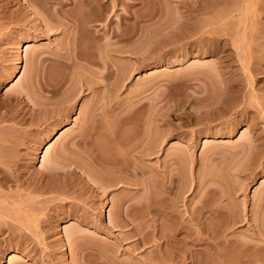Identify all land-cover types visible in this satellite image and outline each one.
I'll use <instances>...</instances> for the list:
<instances>
[{
    "label": "rangeland",
    "instance_id": "1",
    "mask_svg": "<svg viewBox=\"0 0 264 264\" xmlns=\"http://www.w3.org/2000/svg\"><path fill=\"white\" fill-rule=\"evenodd\" d=\"M86 1L0 0V264H264V0Z\"/></svg>",
    "mask_w": 264,
    "mask_h": 264
},
{
    "label": "bare ground",
    "instance_id": "2",
    "mask_svg": "<svg viewBox=\"0 0 264 264\" xmlns=\"http://www.w3.org/2000/svg\"><path fill=\"white\" fill-rule=\"evenodd\" d=\"M85 1H86V0H85ZM86 2H87L86 4H84V1H82L81 3H82V5H84V6H85V5H88V7L92 6V5H91L92 3H91L90 1H86ZM78 3H80V2H78ZM92 7H94V5H93ZM84 9H86V8H84ZM88 10H89V9H88ZM93 11H94V10H93ZM89 12L91 13V11H89ZM91 14H92V13H91ZM72 15H73V14H72ZM94 15H95V14H94ZM70 16H71V15H70ZM90 16H91V15H90ZM72 17H73L72 19H74V20H76V21H74V20H70V21H74V22H73V23H74L73 25H74V28H76V30L73 31L74 33H73L72 35H74V36H73V37L71 36V38H72L71 41H73L74 44H77V49H76V48H75V49H76L77 52H78V51L80 50V42L82 41V39H81V36H82V35L79 34V33H81V32H79V31H80L79 26H81L82 24H81V22H80L81 20L79 21V20L77 19L78 17H76V18H74V16H72ZM139 17H140V16H139ZM70 21H69V22H70ZM82 21H85V20H82ZM71 23H72V22H71ZM84 23H85V22H84ZM68 24H69V23H68ZM80 24H81V25H80ZM67 26H68V25H67ZM68 27H69V26H68ZM68 27H67V28H68ZM196 27H197V26H196ZM77 29H79V31H77ZM77 33H78V34H77ZM123 34H124V32H123ZM123 34H122V35H123ZM124 35H125V34H124ZM122 37H123V36H122ZM122 37H121V38H122ZM81 44H82V42H81ZM73 46H74V45H73ZM73 46H72V47H73ZM84 47H85V46H84ZM81 48H82V47H81ZM73 49H74V47H73ZM75 49H74V50H75ZM76 50H75V51H76ZM82 50H83V49H82ZM80 51H81V50H80ZM83 51H84V50H83ZM77 54H78V53H77ZM83 54H84V53H83ZM83 54H81V55L78 54L79 57H77V58H78L79 60L81 59V60H84V61H86V62L89 61L90 59H89L86 55H83ZM76 56H77V55H76ZM73 58H74V57H73ZM91 59H92V58H91ZM74 60H75V59H74ZM73 63H74V62H73ZM90 157H91V156H90ZM104 158H105V157H104ZM104 158H101V159L99 158L100 160L97 158L96 160L99 161V164H100V165H106V164L108 165V164H110V165H108V167H109V166H112V165H113L112 167H114L115 165L118 164V163L116 162V164L114 165V161L111 160V161L109 162V160H108V161L105 160V159H107V158H105V159H104ZM93 159H94V158H93ZM115 160H116V159H115ZM120 160H121V159H120ZM94 161H95V160H94ZM112 162H113V163H112ZM118 162H119V161H118ZM95 163H97V162H95ZM97 164H98V163H97ZM111 164H112V165H111ZM107 165H106V166H107ZM118 165H119V164H118ZM120 165H121V164H120ZM122 165H124V164H122ZM99 167H100V166H99ZM115 167H116V166H115ZM119 168H120V167H119ZM124 168H125V167H124ZM126 168H127V167H126Z\"/></svg>",
    "mask_w": 264,
    "mask_h": 264
}]
</instances>
